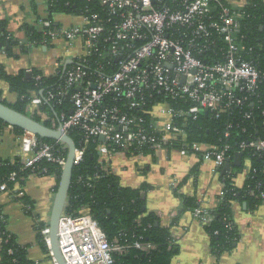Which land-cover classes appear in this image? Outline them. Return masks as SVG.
Returning a JSON list of instances; mask_svg holds the SVG:
<instances>
[{"label":"built area","instance_id":"obj_1","mask_svg":"<svg viewBox=\"0 0 264 264\" xmlns=\"http://www.w3.org/2000/svg\"><path fill=\"white\" fill-rule=\"evenodd\" d=\"M252 1L102 0L106 17L83 15L79 23L55 28L43 21V38L23 43L27 49L61 45L63 52L54 60L53 72L35 74L36 80L59 74L61 79L40 93H32L26 106L28 115L50 122L51 128L71 137L79 132L75 166L95 143L98 161L106 170L118 154L138 157L163 148L168 153L177 151L182 156L211 160L216 171H221L230 158L231 144L194 140L190 126L206 113L220 118L236 109L240 119L228 122L223 137L227 140L234 127L248 131L241 121L255 116L253 106L260 101L264 80V67L247 58L253 48L245 45L246 36L241 31ZM13 94L14 99L1 94L0 100L14 103L17 95ZM46 103H68L71 110L68 115L62 112L52 117L42 108ZM18 138L20 152L12 164L19 170L46 174L47 168L42 167L46 162L61 170L65 167L66 143H48L29 131L19 133ZM249 138L240 142L237 151L263 153L264 140ZM18 178V171H13L9 180L16 182ZM0 192L19 198L27 211L31 210L24 191L3 182ZM224 195L225 189L220 201ZM203 202L204 196L197 199L192 214L206 226L213 214ZM38 226L54 264H59L49 222L38 220ZM141 239L123 243L118 236L109 241L85 207L77 215L64 212L58 232L67 264H115L116 255L131 248L144 252L156 249L154 243Z\"/></svg>","mask_w":264,"mask_h":264},{"label":"trees","instance_id":"obj_2","mask_svg":"<svg viewBox=\"0 0 264 264\" xmlns=\"http://www.w3.org/2000/svg\"><path fill=\"white\" fill-rule=\"evenodd\" d=\"M48 18L51 27H58L54 22L55 14H67L83 16L99 13L102 17L107 16V10L102 5V0H48ZM24 29L28 41H40L43 38L42 28L36 24H25ZM241 31L245 34V45L253 48L248 52L247 58L259 63L264 67V0H253L247 7V15L242 19ZM29 51L23 42L14 38L8 31L6 22L0 21V51H5L8 55H14ZM19 53V54H20ZM42 72L35 69L32 73L21 70L17 75L5 72L0 66V76L5 79L10 90L17 95L14 103L7 99L2 100L18 111L28 114L26 106L33 92L40 93L42 90L53 86L61 79V74L57 77L36 80L35 74ZM1 95V92H0ZM260 101L256 100L254 115L251 120L242 119L243 126L248 130L244 132L241 127H234L227 140L223 137V132L229 121L240 119V113L234 109L232 114H225L220 118H214L211 114H205L197 122L190 126V136L200 142H229L232 146L230 158L233 160L239 144L244 139L264 140V80L260 88ZM260 107V108H259ZM52 117L66 112L68 115L71 106L46 103L42 107ZM41 121V118L35 116ZM51 127V123L45 121ZM0 120V128L6 126ZM242 126V127H243ZM18 133L24 130L14 127ZM72 137L76 143L79 142V132H73ZM223 137V138H222ZM222 138V139H221ZM43 141L55 144L57 140L41 138ZM221 139V141H220ZM150 152V151H146ZM245 159L251 162L250 178L247 177L243 188H237L233 183V176L244 167ZM42 167L47 168L46 174H53L57 177V186L60 182L62 170L51 163H43ZM18 171L19 178L16 182L9 180L10 174ZM37 173L42 174L41 171ZM29 171H21L16 164L9 160L0 158V184L8 182L11 187L17 183H22ZM225 195L220 201L217 210L214 211L213 219L205 226L210 235L211 247L216 255H220L232 248L234 240L237 238L238 230L233 220V205L235 202L247 203L248 208H256L262 201L264 194V152L252 153L244 152L243 163L241 166H233L231 171L222 174ZM147 187L132 188L121 185L120 178L110 170H106L98 161V153L93 143L86 153L84 160L73 171V179L67 201L65 213L77 215L85 207L99 222L105 230L109 241L120 237L123 243H132L142 237V241L151 242L156 245V249L151 252H144L136 248H131L126 254L116 255L115 264H172L175 255V246L172 244L170 231L158 222V217L143 210L146 204L143 191ZM186 204L193 209L197 205V199L187 197ZM124 234H121V233ZM121 234V235H120ZM0 238L2 246L0 251V264H30L27 258L26 248L20 245L15 236L7 229V216L0 206ZM41 242L48 252L46 245ZM49 253V252H48Z\"/></svg>","mask_w":264,"mask_h":264},{"label":"crops","instance_id":"obj_3","mask_svg":"<svg viewBox=\"0 0 264 264\" xmlns=\"http://www.w3.org/2000/svg\"><path fill=\"white\" fill-rule=\"evenodd\" d=\"M48 0H0V21L6 22L14 38L23 42L27 39L25 24L42 27L48 21ZM79 16L55 14L53 19L60 26L79 23ZM14 55L0 51V66L11 75L21 70L36 68L44 74L53 72L48 61L38 59L46 52L44 47L31 48ZM20 53V54H19ZM0 92L14 99L8 82L0 76ZM19 133L9 125L0 128V158L16 160L20 152ZM251 162L233 176V183L243 188ZM110 171L117 174L121 185L132 188L147 187L143 191L146 204L143 210L158 217V223L170 231L175 239L176 250L172 264H264V195L263 201L254 209L247 203L235 202L233 220L238 230L232 248L216 255L211 247L210 235L205 226L197 220L192 209L186 204L187 197L204 196L203 205L211 213L220 205L224 189L222 170L216 171L211 160H201L196 155L182 156L177 151L168 153L165 149L133 157L118 154L110 162ZM57 177L53 174H29L23 182L17 183L16 190L24 191L25 200L31 206L27 211L22 200L10 193L0 192V206L7 216V229L16 241L26 248L30 264H54L52 256L41 242L38 220L48 223L56 195ZM2 240L0 238V251ZM1 260V257H0Z\"/></svg>","mask_w":264,"mask_h":264},{"label":"water","instance_id":"obj_4","mask_svg":"<svg viewBox=\"0 0 264 264\" xmlns=\"http://www.w3.org/2000/svg\"><path fill=\"white\" fill-rule=\"evenodd\" d=\"M0 120L10 126L20 128L24 131L32 132L40 138H47L64 142L69 147L67 163L62 170L49 221L54 256L56 257L59 264H67L59 248L58 232L60 220L65 212L72 184L73 171L75 168L74 159L76 142L71 136L63 133L60 129L51 128L45 123L35 119L34 117L16 110L8 104H5L2 100H0ZM100 140L103 141L104 139L101 138ZM243 155V152L236 151L234 159L232 160L231 158H229L225 163V166L222 169V174L226 171H231L233 169V166H241L243 163Z\"/></svg>","mask_w":264,"mask_h":264},{"label":"rangeland","instance_id":"obj_5","mask_svg":"<svg viewBox=\"0 0 264 264\" xmlns=\"http://www.w3.org/2000/svg\"><path fill=\"white\" fill-rule=\"evenodd\" d=\"M79 17H77L78 19ZM61 45L56 44L53 47H49V49L45 52H42L38 55V59H41L42 61H48L49 66L51 67V62L55 60L58 55L62 54L63 51ZM30 53V52H26ZM24 54V53H23ZM248 159H245V163L247 164Z\"/></svg>","mask_w":264,"mask_h":264}]
</instances>
